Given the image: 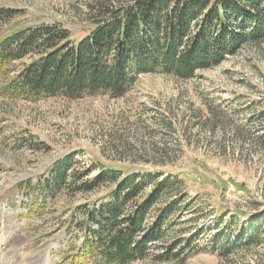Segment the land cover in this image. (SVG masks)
<instances>
[{
	"label": "rangeland",
	"instance_id": "374dc122",
	"mask_svg": "<svg viewBox=\"0 0 264 264\" xmlns=\"http://www.w3.org/2000/svg\"><path fill=\"white\" fill-rule=\"evenodd\" d=\"M129 4L0 0V39L42 25L67 31L59 44H76L101 14ZM18 66L14 61L0 68V87L3 75ZM66 155L73 156L72 168L56 191L42 196L37 187L16 188L46 183L50 166ZM99 173L105 181L85 190ZM133 173L178 180L170 188L186 198L165 218L162 242L129 264H264V225L253 243L234 238L250 216L264 219V40L242 45L187 79L137 75L119 97L99 92L34 102L0 92V264H73L69 256L82 240L83 209L104 202ZM41 202L45 209L31 212ZM81 205L86 208L74 210ZM172 242L178 257H159Z\"/></svg>",
	"mask_w": 264,
	"mask_h": 264
},
{
	"label": "trees",
	"instance_id": "16d2710c",
	"mask_svg": "<svg viewBox=\"0 0 264 264\" xmlns=\"http://www.w3.org/2000/svg\"><path fill=\"white\" fill-rule=\"evenodd\" d=\"M130 2L121 11L101 14L95 28L76 44H59L69 34L57 26L39 25L6 34L0 39V68L14 61L19 66L10 76L3 75L0 92L34 102L56 95L74 99L99 92L119 97L137 75L163 73L187 79L219 64L242 45L264 40V0ZM72 160V155L57 159L48 170L46 183L16 188L37 187L42 196L56 191L66 184ZM104 176L99 173L85 190L103 183ZM172 184L181 182L159 174L133 173L121 179L104 202L87 210L85 205L75 208L77 212L85 210L80 223L82 240L69 262L129 264L143 259L154 243L162 242L165 218L186 198L174 194ZM147 189L150 191L145 192ZM165 200L159 215L148 221L153 207ZM43 209L41 202L31 212ZM262 217L250 216L244 226L248 227L235 232V241L244 237V243L255 242L257 229L264 225ZM219 235L214 236L215 243H219ZM190 241H185L180 251L187 249ZM175 250L176 242H172L159 257L176 259Z\"/></svg>",
	"mask_w": 264,
	"mask_h": 264
}]
</instances>
